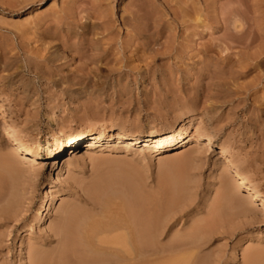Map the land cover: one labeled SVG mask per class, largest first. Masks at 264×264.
Segmentation results:
<instances>
[{
  "label": "rangeland",
  "instance_id": "374dc122",
  "mask_svg": "<svg viewBox=\"0 0 264 264\" xmlns=\"http://www.w3.org/2000/svg\"><path fill=\"white\" fill-rule=\"evenodd\" d=\"M111 124L185 133L71 155ZM236 171L264 195V0H0V264H108L129 206L159 219L154 264H264V199Z\"/></svg>",
  "mask_w": 264,
  "mask_h": 264
},
{
  "label": "bare ground",
  "instance_id": "6f19581e",
  "mask_svg": "<svg viewBox=\"0 0 264 264\" xmlns=\"http://www.w3.org/2000/svg\"><path fill=\"white\" fill-rule=\"evenodd\" d=\"M191 116L192 114L189 112L183 113L181 122L185 121V119L190 118ZM171 128H172V125H169L167 129H163V130L155 129L152 132V134L145 135L142 137H137L138 134L136 133H132L127 136H121L120 134H118L115 137L113 132L116 129H118V125L111 124L105 132H100L99 130L95 129L89 133L74 134L68 139L67 143L72 146L71 155H77L80 148L85 143L93 142L92 147H96L98 146L99 143L105 140H112L114 138H117L119 140H127L131 144L144 143L145 145H147L151 141L154 143V147L157 149L156 152H161L166 149L175 147L176 145L182 142L181 139L184 137V133H185L184 124H182L179 127V130L177 133L168 134L172 131ZM160 135H164L163 139H160ZM207 142H208V145L212 144L211 140H207ZM65 147H66V144L60 142L58 144L57 150L52 151L51 157L58 156V155L60 156L61 154H63ZM8 150H18V151L27 152V153L29 152V149L20 141H15L14 143L10 144ZM227 154H228L227 149H221V156H225ZM53 162L54 164L58 163L60 174L62 176H66L67 174V168L65 165L66 160L62 164L59 159L54 160ZM219 167H220L219 164H217L216 167L214 168V171H217ZM235 174H236L235 175L236 179L238 178L237 183H238L239 189H247V192H245L246 197H251L253 199L255 198L264 199V195L261 194V192H259L258 190H253L243 180H241V178L239 179L238 172ZM50 186L54 187L53 184H51ZM56 199H57L56 196L52 194L50 198H48L46 201H44L43 203L39 205L35 213L34 219H33V223L35 226L39 228L41 227L44 228L45 220L47 219L46 212L56 204ZM106 204L107 206H109L108 203ZM128 205L127 207L125 206L124 208H128ZM133 207L134 206H132V208ZM104 208L106 207L104 206ZM109 208H111V206ZM130 208L131 206H129V209H128L129 212H130ZM133 209L131 210V212L134 213V211H137ZM124 211L122 210L123 213H125ZM129 212H128L129 215L127 214V216L122 214L125 216L123 224H122L123 225L122 228L125 231V233L124 232L123 233L125 235L113 237L108 241V244L111 246V255H110L111 257L108 260V264H154L156 263L148 259V257L151 256V253L153 250L151 245H153V243L156 241L159 235V219L154 214L138 216V214L136 215V213L132 214L131 212L130 213ZM87 224L89 225V223ZM108 254L109 253H107V255ZM238 255H239V247H237L233 251V258L238 257ZM254 262H255V255H252L249 257V263L254 264Z\"/></svg>",
  "mask_w": 264,
  "mask_h": 264
}]
</instances>
